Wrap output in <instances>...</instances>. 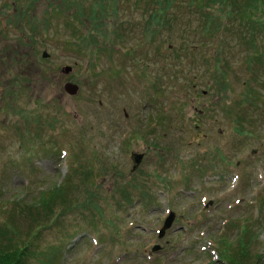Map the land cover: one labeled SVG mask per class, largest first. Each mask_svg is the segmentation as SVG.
Returning <instances> with one entry per match:
<instances>
[{
	"label": "rangeland",
	"instance_id": "374dc122",
	"mask_svg": "<svg viewBox=\"0 0 264 264\" xmlns=\"http://www.w3.org/2000/svg\"><path fill=\"white\" fill-rule=\"evenodd\" d=\"M208 1L0 0V232L25 264H264L263 25Z\"/></svg>",
	"mask_w": 264,
	"mask_h": 264
},
{
	"label": "trees",
	"instance_id": "16d2710c",
	"mask_svg": "<svg viewBox=\"0 0 264 264\" xmlns=\"http://www.w3.org/2000/svg\"><path fill=\"white\" fill-rule=\"evenodd\" d=\"M218 1L222 2V0H210V1H208L207 6L212 7ZM223 1L227 2L228 3L227 6L232 8V10L235 8L236 9L235 12H240L242 10L241 13H244L251 22L263 25L262 26V28H263L262 32L264 35V0H245L243 5L242 4L239 5L238 0H223ZM232 10H231V12L233 13L234 10L233 11ZM203 12L208 17L213 16L211 13H208V10L206 8L203 10ZM219 28L221 29V26ZM249 41H250V43H253L254 35H252L251 40H249ZM261 48L264 50V39L262 40ZM260 53L262 54V52H260ZM261 60L262 59H260L259 62ZM220 64L223 65L222 62H220ZM53 192H54V194H53L54 197L50 196L51 200L57 196L56 193L59 192V189L56 188V190H54ZM53 201H55V200H53ZM54 205H56V201H55ZM54 205H53V207H54ZM26 206L23 207V209H26L27 211H32L34 209L38 210L37 206H35L34 203H30V204L28 203V204H26ZM11 207L13 209L12 214H14L15 213L14 211H16V210H14L13 205ZM52 209L53 208L51 207L50 211H52ZM3 222H4V220L2 221V219L0 218V229H2L1 226H2ZM15 231H17L15 228H14V230H9V232H10L9 236L7 234L4 235L3 232H0V264H25L24 263L25 259H26L25 254L27 253L28 248H27L25 239L22 237V235L17 236ZM13 236H15L17 239H19L20 242H23V244L17 246L18 242L14 241ZM31 242H29L28 245H30ZM242 246L244 247L245 245L242 244ZM229 247L230 246H228V249H227L229 251V253H228V255H226V258L229 259V262L228 263L226 262L224 264H241V258L239 257V255L241 253L242 248H240V250L235 253L234 251L233 252L230 251ZM222 253H223V249H222Z\"/></svg>",
	"mask_w": 264,
	"mask_h": 264
},
{
	"label": "water",
	"instance_id": "95a60500",
	"mask_svg": "<svg viewBox=\"0 0 264 264\" xmlns=\"http://www.w3.org/2000/svg\"><path fill=\"white\" fill-rule=\"evenodd\" d=\"M44 56H46V52H44ZM65 88L70 93H75L77 91V86L75 84L68 83Z\"/></svg>",
	"mask_w": 264,
	"mask_h": 264
}]
</instances>
